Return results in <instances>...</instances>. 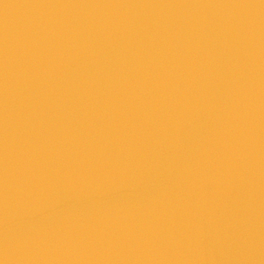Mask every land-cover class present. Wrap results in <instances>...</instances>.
Here are the masks:
<instances>
[{"label":"water","instance_id":"water-1","mask_svg":"<svg viewBox=\"0 0 264 264\" xmlns=\"http://www.w3.org/2000/svg\"><path fill=\"white\" fill-rule=\"evenodd\" d=\"M0 264H264V0H0Z\"/></svg>","mask_w":264,"mask_h":264}]
</instances>
